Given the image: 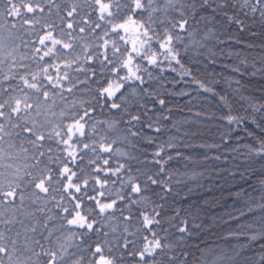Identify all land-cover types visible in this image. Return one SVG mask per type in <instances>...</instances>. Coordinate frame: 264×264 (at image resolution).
<instances>
[{
	"label": "snow or ice",
	"instance_id": "obj_1",
	"mask_svg": "<svg viewBox=\"0 0 264 264\" xmlns=\"http://www.w3.org/2000/svg\"><path fill=\"white\" fill-rule=\"evenodd\" d=\"M0 264H264V0H0Z\"/></svg>",
	"mask_w": 264,
	"mask_h": 264
},
{
	"label": "trees",
	"instance_id": "obj_2",
	"mask_svg": "<svg viewBox=\"0 0 264 264\" xmlns=\"http://www.w3.org/2000/svg\"><path fill=\"white\" fill-rule=\"evenodd\" d=\"M172 75H174V74H169V78H171ZM181 195L183 196V193H181ZM225 197H227V193H225ZM211 198H212L211 196H208V197H207V199H209V200H210ZM178 199H179V198H178ZM200 203L203 204L204 201L201 200ZM229 203H231V201H229ZM179 206H180V205H177V207H179ZM183 206H184V207H187V204H184ZM211 208H212V215H213V216L216 215V214H218V213H220V211H221L220 209H218V208L216 207V205H212ZM209 226H211V218H209Z\"/></svg>",
	"mask_w": 264,
	"mask_h": 264
}]
</instances>
